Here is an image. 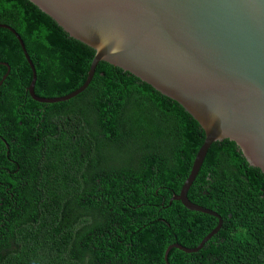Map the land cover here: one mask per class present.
Masks as SVG:
<instances>
[{
  "label": "trees",
  "instance_id": "obj_1",
  "mask_svg": "<svg viewBox=\"0 0 264 264\" xmlns=\"http://www.w3.org/2000/svg\"><path fill=\"white\" fill-rule=\"evenodd\" d=\"M0 24L23 41L36 96L84 83L94 51L28 0H0ZM0 63L10 67L0 85V154L15 157L0 158V183L11 187L0 202V264H264V175L234 142L210 146L187 192L220 216V230L196 253L172 248L165 261L170 245L193 249L218 224L172 200L203 144L199 124L104 62L73 99L34 102L31 70L5 29ZM6 73L0 64V81Z\"/></svg>",
  "mask_w": 264,
  "mask_h": 264
},
{
  "label": "water",
  "instance_id": "obj_2",
  "mask_svg": "<svg viewBox=\"0 0 264 264\" xmlns=\"http://www.w3.org/2000/svg\"><path fill=\"white\" fill-rule=\"evenodd\" d=\"M70 38L94 51L84 83L57 98L34 93L35 68L17 40L32 79L30 98L40 104L67 102L89 85L96 66L107 63L148 84L180 105L201 127L204 141L178 195L172 200L215 217L217 226L193 249L196 253L221 228L220 216L190 202L191 187L210 146L235 143L249 166L264 175V0H28ZM0 81V85L7 77Z\"/></svg>",
  "mask_w": 264,
  "mask_h": 264
},
{
  "label": "flooded vegetation",
  "instance_id": "obj_3",
  "mask_svg": "<svg viewBox=\"0 0 264 264\" xmlns=\"http://www.w3.org/2000/svg\"><path fill=\"white\" fill-rule=\"evenodd\" d=\"M37 139V138H36ZM35 139V140H36ZM0 144H2V146H3V148H4V144H6V141L4 140V137L2 138L1 136H0ZM13 145H15V146H17V147H19L20 145H18L16 142H15V140H13ZM0 148H1V146H0ZM6 148L8 149V146L6 145ZM2 154H4V149H3V151H2ZM2 154H0V158H2L3 160H4V158H6L7 159V161H11V160H15L14 158L15 157H9V155H8V153H6L5 154V156H3ZM3 160H0V163H2V166L4 167V161ZM11 189V187L10 186H8V184H3V183H0V202L1 203H4L5 202V200H6V198H4V190H5V193H9V190ZM11 195V197H10V201L14 204V205H17V204H20V200L18 199V198H15V197H13V194L11 193L10 194Z\"/></svg>",
  "mask_w": 264,
  "mask_h": 264
}]
</instances>
